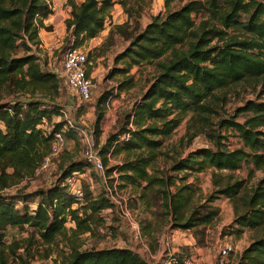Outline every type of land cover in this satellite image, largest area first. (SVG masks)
Returning <instances> with one entry per match:
<instances>
[{
  "label": "trees",
  "instance_id": "obj_1",
  "mask_svg": "<svg viewBox=\"0 0 264 264\" xmlns=\"http://www.w3.org/2000/svg\"><path fill=\"white\" fill-rule=\"evenodd\" d=\"M126 1L131 0L122 4ZM175 1L178 0H164V4L169 7ZM69 5L72 11L65 22L66 31L73 39L71 48L78 49L103 31L114 3L83 0L75 5L70 0ZM50 14L48 0H0V85L16 86L26 92L39 91L44 96L54 91L59 97L60 77L43 70L35 54L41 44L39 31L48 29L43 21ZM197 17H200L198 24ZM19 47L24 48L22 56L16 55ZM168 52L169 58L161 61ZM122 60L127 62L124 73L156 61V75L136 104L132 118H128L126 124L133 128L126 126L112 135L103 151L112 148L108 155L127 151L135 157L105 174L119 173L120 180L141 188V194L163 183L165 215L174 228L192 230L209 225L216 218L217 209L204 205L192 208L194 189L185 183L176 186V180L184 182L186 174H198L205 169L236 172L244 166L256 170L264 167V102L247 101L236 110L235 117L219 121V129L237 134L241 147L223 149L224 137L213 132L209 137L214 149L194 151L170 167L171 173L183 177L158 178L148 173V167L162 143L159 138L170 136L183 119L191 116L188 125L195 124L197 134L207 127L209 118L215 114L212 100H219L217 92L242 82L264 84V0H188L165 17H154L116 58L118 62ZM125 87L121 85V89ZM41 105V102L0 105V264L8 262L1 248L5 247L7 227L32 228L45 244L64 234L67 222L74 224L75 235L90 232L88 221L82 219L79 209H74L77 201L65 185L67 178L82 173L85 166L91 167L85 160L72 163L53 186L39 191L34 208L30 206L29 195L3 193L42 167L51 153L55 133L64 131L67 138H76L72 129H65V121L56 124L51 133L42 131L44 119L61 114L40 109ZM238 115L246 116L243 123L236 122ZM101 119L99 115L95 132ZM125 135L130 136L128 140L122 139ZM102 161L106 164L105 159ZM217 186L215 194L229 199L233 205L235 232L247 229L262 233L243 251L237 264H264V179L250 193L243 192V181ZM170 187L175 188L173 192ZM90 206L93 214L113 207L107 198L101 199L98 207L95 203ZM14 249L12 254L19 247L16 245ZM169 263L179 264L177 255ZM54 264L147 263L127 248L88 251L73 248L63 261Z\"/></svg>",
  "mask_w": 264,
  "mask_h": 264
},
{
  "label": "rangeland",
  "instance_id": "obj_2",
  "mask_svg": "<svg viewBox=\"0 0 264 264\" xmlns=\"http://www.w3.org/2000/svg\"><path fill=\"white\" fill-rule=\"evenodd\" d=\"M72 1L79 5L83 0ZM122 1L124 0H113L114 5L105 21L103 31L78 47L91 62L88 76L94 87L88 102H80L63 86L62 81L59 97L54 91L44 96L39 91L26 92L16 86L0 85V105L20 103L26 106L27 103L41 102L40 109H47L49 112L55 110L61 114L51 115L42 121L40 129L45 133H51L54 126L63 121H70L80 133H75L74 139L64 136L66 140L64 149L50 160L47 168L37 169L32 176L5 190L4 194L29 195L30 206L34 208L38 201L36 194L39 191H46L53 186L72 163L84 161L85 136L90 137L101 159H105L106 164L103 163L105 171L116 169L135 157L127 151H122L118 154L112 153L107 158V153L112 148L108 152L103 151L107 149L110 137L125 129L128 118H132L136 104L156 75V61L132 67L124 73L127 62L124 60L118 62L116 58L154 17L163 18L168 12L179 9L188 0L175 1L169 7L165 6L164 0H131L126 1L125 5ZM48 2L51 14L43 21L48 29L41 30L52 36V43H55L56 47L50 54H44L39 48L35 54L39 57L43 70L55 72L61 77L63 55L73 45V39L65 26V22L71 18L72 8L69 5L70 0ZM199 18H196V24ZM23 54L24 48L19 47L16 55ZM167 58L169 52L160 60L164 61ZM121 85L127 87L121 89ZM216 95L219 100H212L215 114L209 118V124L204 130H200V134H197L195 124L188 125L191 117L189 115L170 136L159 138L162 143L154 151L155 159L148 167L150 175L158 178L165 175L183 177V174L171 173L170 167L194 151L203 148L214 149V142L209 137L213 132L224 137L221 141L223 149L233 150L242 146L233 130L219 129L218 123L222 119L235 117L236 110L247 101L263 103L264 84L252 81L233 84ZM99 115H102V119L98 132H95ZM245 117L238 115L235 120L243 123ZM7 171L10 173V170ZM75 176L77 185L83 193V200L77 202L74 209H79L82 219L88 221L90 232L75 235L74 224L67 222L65 233L55 237L51 244H45L32 228L7 227L4 233L5 247H1L7 264H54L63 261L73 248L79 251L127 248L139 254L147 264H167L173 255H177L179 264H218V252L225 244H229L233 249L228 264H237L243 251L262 235L260 231L247 229L237 234L233 225L232 203L223 196H217L215 192L218 189L217 185L224 186L235 181H243V192L250 193L264 179V167L256 170L252 166H244L236 172H215L212 169H205L198 174H186L184 182L176 180V186L185 183L194 189L192 208L204 205L217 209V216L209 225L192 230L174 228L169 216L165 215L162 197L166 186L163 183L141 194V188L128 184L124 179L120 180L119 173L114 171L109 176L105 174L106 183L113 193L114 201L111 203L113 207L93 214L89 209L90 205L95 203V207H98L100 200L106 198L104 184L91 167L85 166L83 172ZM174 189L170 187L169 191L173 192ZM209 199L211 202H208ZM123 211L129 214L131 222L139 226L142 244L134 239L132 227L130 222L124 219ZM16 245L19 249L12 254L11 250H15Z\"/></svg>",
  "mask_w": 264,
  "mask_h": 264
},
{
  "label": "built area",
  "instance_id": "obj_3",
  "mask_svg": "<svg viewBox=\"0 0 264 264\" xmlns=\"http://www.w3.org/2000/svg\"><path fill=\"white\" fill-rule=\"evenodd\" d=\"M90 66H91V62L89 61L88 56L79 49L70 48L63 55L62 68H61L62 76L60 77V79L62 81L63 86L67 88V90L73 96H76V98H78L80 102H88L91 99V93L94 86L92 84L91 79L88 76V68ZM65 129L67 130L72 129L76 134H80L78 128L75 127V125H73L70 121H66ZM63 133L64 131L55 133L53 143L51 146V153L44 160V163L41 168L44 169L47 168L49 166L50 160L53 157H56L64 149L66 145V140ZM85 137H86V143H84L85 148L83 151L84 160L100 176L104 184L103 186L106 192V198L109 200L110 203H112L114 201L112 195L113 193L110 187L106 183L105 167L103 161L99 155V152L96 151L90 137L87 136ZM129 137H130L129 135H125L122 137V139L128 140ZM109 157L110 155H107V158ZM65 185L67 186L70 194L73 195V197H75L77 202H81L83 200V193L79 188V186L77 185V180L75 175L67 178L65 181ZM122 215L125 220L130 222V225L133 230L134 239L140 241L142 244L143 238L139 226L136 223L131 222L130 216L126 211H123ZM232 252L233 249L229 244L223 245L218 252V264H228V258ZM172 257L173 256H170V258ZM169 260L167 264H170Z\"/></svg>",
  "mask_w": 264,
  "mask_h": 264
},
{
  "label": "crops",
  "instance_id": "obj_4",
  "mask_svg": "<svg viewBox=\"0 0 264 264\" xmlns=\"http://www.w3.org/2000/svg\"><path fill=\"white\" fill-rule=\"evenodd\" d=\"M39 39L41 43L39 49L43 51L44 54H50V51L55 49L56 46L54 45L55 43H52V36L48 35L45 31L41 30V32L39 33Z\"/></svg>",
  "mask_w": 264,
  "mask_h": 264
}]
</instances>
